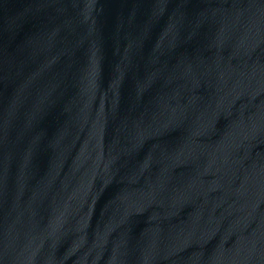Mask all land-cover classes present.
Masks as SVG:
<instances>
[{
	"label": "water",
	"instance_id": "1",
	"mask_svg": "<svg viewBox=\"0 0 264 264\" xmlns=\"http://www.w3.org/2000/svg\"><path fill=\"white\" fill-rule=\"evenodd\" d=\"M0 264H264V0H0Z\"/></svg>",
	"mask_w": 264,
	"mask_h": 264
}]
</instances>
